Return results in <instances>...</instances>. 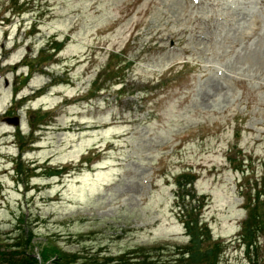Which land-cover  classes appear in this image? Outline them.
Listing matches in <instances>:
<instances>
[{
	"label": "rangeland",
	"instance_id": "1",
	"mask_svg": "<svg viewBox=\"0 0 264 264\" xmlns=\"http://www.w3.org/2000/svg\"><path fill=\"white\" fill-rule=\"evenodd\" d=\"M183 174L217 264H264V0H0V253L178 264Z\"/></svg>",
	"mask_w": 264,
	"mask_h": 264
},
{
	"label": "trees",
	"instance_id": "2",
	"mask_svg": "<svg viewBox=\"0 0 264 264\" xmlns=\"http://www.w3.org/2000/svg\"><path fill=\"white\" fill-rule=\"evenodd\" d=\"M45 117V114L41 115V119ZM244 173V171H242ZM56 174H49V176H54ZM177 187H178V197L177 200L180 199L182 203L186 199H190L191 202L188 204V206H185L183 208V213H185V222L184 225L187 228V230L190 232L191 236V243L189 246H187V252H180V257L178 258V264H217V258H218V245L214 244L212 245V242L205 237H202L201 239L199 235V231L201 230L199 226V221L196 217H198L197 214L193 213H200L199 210H201L205 203H201L198 201H194L195 194L192 190L191 185L193 184L194 178L190 177L189 175H178V178H176ZM247 179L246 182H248ZM263 184H264V177H263ZM188 187V188H187ZM188 189V190H187ZM179 198V199H178ZM264 198V189L262 192L257 191L254 195V201L251 202V200H247L246 202H243V208L246 209L247 215L246 218L243 220V225L241 228L240 237L242 238V242L245 245L246 250L250 249H256V240L254 237H252V233L255 232L257 229H259L258 232L264 231V220H262V217L259 216L257 212H254L255 215L252 216V211L254 210L255 206L260 207L259 203L260 200ZM264 200V199H263ZM192 201L194 203L198 202V204L201 205L198 207H192ZM201 208V209H200ZM192 216V217H191ZM196 216V217H195ZM260 220V221H259ZM262 220V221H261ZM250 221V222H248ZM31 238V235L25 237L22 235L17 238L18 241H25L26 243L29 242ZM22 239V240H21ZM204 240V241H201ZM22 241V242H23ZM203 242V243H202ZM46 247L42 248L39 252L38 258L43 263L45 261H49V259L54 258L52 260L53 264H73L74 261L77 259L74 254L66 253L60 251L58 248L52 246L51 244L47 243ZM203 244V246L201 245ZM28 244H26L27 246ZM24 246V245H23ZM202 246V247H201ZM13 247V246H12ZM17 249L11 251L6 250L0 253V264H36L37 260L31 256L30 253L26 252L25 249L22 251L20 250V245H17ZM16 248V247H15ZM92 264V263H89Z\"/></svg>",
	"mask_w": 264,
	"mask_h": 264
}]
</instances>
